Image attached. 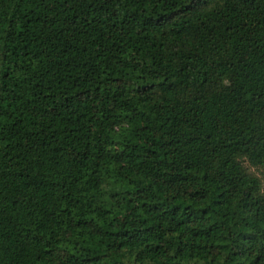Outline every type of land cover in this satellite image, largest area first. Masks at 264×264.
Listing matches in <instances>:
<instances>
[{
	"label": "trees",
	"instance_id": "1",
	"mask_svg": "<svg viewBox=\"0 0 264 264\" xmlns=\"http://www.w3.org/2000/svg\"><path fill=\"white\" fill-rule=\"evenodd\" d=\"M0 264H264V0H0Z\"/></svg>",
	"mask_w": 264,
	"mask_h": 264
}]
</instances>
